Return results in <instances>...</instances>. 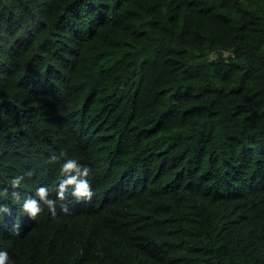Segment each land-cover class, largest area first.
<instances>
[{"label":"trees","instance_id":"16d2710c","mask_svg":"<svg viewBox=\"0 0 264 264\" xmlns=\"http://www.w3.org/2000/svg\"><path fill=\"white\" fill-rule=\"evenodd\" d=\"M4 188L14 264H264V0H0Z\"/></svg>","mask_w":264,"mask_h":264},{"label":"clouds","instance_id":"9594fccd","mask_svg":"<svg viewBox=\"0 0 264 264\" xmlns=\"http://www.w3.org/2000/svg\"><path fill=\"white\" fill-rule=\"evenodd\" d=\"M90 171L89 167L79 164L76 159H66L60 168V173L63 178L60 180L56 192L57 199L62 200L65 192L68 191L69 186H71V195L77 201L91 200L94 193L88 180ZM27 175H31V173H27ZM24 179V175H14L9 181L10 187L12 189H18ZM8 195V188L0 190V197L6 198ZM11 196L17 201L20 200V193L18 191H13ZM56 203V200L49 197V191L46 187H39L34 197H28L23 200L21 211L30 219H35L38 214L44 211L45 207L49 212L54 214L56 211ZM64 210H67L66 206ZM9 211L10 209L6 205L0 204V212L9 213ZM0 264H14V261L10 258L9 252L3 248H0Z\"/></svg>","mask_w":264,"mask_h":264}]
</instances>
